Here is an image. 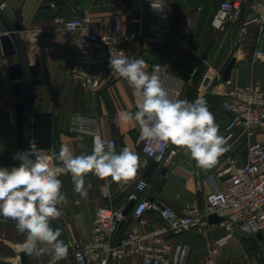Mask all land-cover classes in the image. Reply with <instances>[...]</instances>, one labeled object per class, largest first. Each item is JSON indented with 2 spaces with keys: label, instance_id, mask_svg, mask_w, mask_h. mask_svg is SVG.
Returning a JSON list of instances; mask_svg holds the SVG:
<instances>
[{
  "label": "crops",
  "instance_id": "1",
  "mask_svg": "<svg viewBox=\"0 0 264 264\" xmlns=\"http://www.w3.org/2000/svg\"><path fill=\"white\" fill-rule=\"evenodd\" d=\"M224 0H166L170 13L172 34L170 39L159 46H151L148 37H140L127 44L129 58H142L151 72L153 65L160 66V76L172 72L186 81L180 99L194 101L203 98L219 125V134L227 138L226 126L231 115L225 109L220 90L232 86L258 85L264 89V57H256V52L264 53V28L256 25L243 27V22L252 14L244 7L236 21L228 22L224 29L212 24L213 15ZM132 0H0V14L9 23L19 22L23 27L25 49L28 64L37 68L41 85L38 88L40 105L37 111L53 114L54 148L58 151L62 145L73 150L75 155L91 154L94 137L73 130V115L97 117L99 136L104 140H115L116 150L128 147L136 152L146 165L138 169L135 180L128 184L116 183L107 178L102 180L94 174L85 178L84 195L74 191L71 175L57 172L63 183L62 192L67 197L63 205V216L52 221L53 228L61 229L60 239L70 244L69 253L78 243L86 242L92 233L93 221L101 207L114 211H125L130 204L129 195L136 185L146 179L150 187L146 197L171 207L183 214L189 207L204 209L207 196L225 185L219 173L225 166V160L233 157L240 165L248 162V141L243 130H237L229 139L228 151L221 155L211 169L196 167L195 161L183 149L173 161L164 162L147 157L142 152L145 140L140 138L138 125L132 122H117V113L135 112L138 97L124 80L113 82L106 80L94 91L84 88L70 76L75 45L58 19L65 21L76 15H87L90 25L102 33L112 29L115 16L129 14ZM195 18V36L187 46L181 39L183 23L186 18ZM129 32L132 25L127 26ZM5 31L0 19V33ZM86 31H78V36ZM236 59L231 80L224 83L222 72L226 65ZM18 62L16 58H6L0 45V167L19 166L15 157L20 153L14 104L18 103L9 77V66ZM210 77L208 86L204 85ZM254 142H264V129H256ZM50 158L49 152H44ZM159 166L151 175L146 176L152 164ZM59 163V162H58ZM50 166L57 169L58 164ZM166 168V174L162 170ZM109 185L110 196H104V187ZM133 209V208H132ZM128 214H131V211ZM209 222V220H208ZM15 221L0 217V264H22L24 251L20 244L24 235L17 232ZM164 221L155 213L148 212L144 223L130 219L126 230L137 228L140 231L151 230ZM227 231L219 223H209L205 233L188 230L173 237V244L182 242L188 246L185 264H264V241L259 235H251L236 228L232 238L215 254V242L224 237ZM28 264H48L50 256L34 258L27 255ZM140 256H134L114 264H142ZM58 264H77L72 256L60 260Z\"/></svg>",
  "mask_w": 264,
  "mask_h": 264
},
{
  "label": "built area",
  "instance_id": "2",
  "mask_svg": "<svg viewBox=\"0 0 264 264\" xmlns=\"http://www.w3.org/2000/svg\"><path fill=\"white\" fill-rule=\"evenodd\" d=\"M155 2L162 5L163 11L152 9L151 0H132L128 16L117 14L112 29L107 33L91 26L87 15H76L68 21L58 19L62 28L72 36L70 41L76 47L71 78L82 87L94 91L106 80L126 81L112 72L109 66L111 54L124 51L128 56L127 44L140 37H148L153 47L166 43L171 37L168 4L166 0ZM244 7H248L252 16L243 22V27L256 25L263 29L264 0H224L214 13L212 24L217 29H224L228 22L238 20ZM128 25H132V32L127 30ZM195 27V18H186L181 39L187 46L194 40ZM78 31L86 33L74 35ZM256 57L263 58L264 53L257 51ZM161 79L169 91L180 98L186 81L172 72L164 73ZM223 96L224 107L231 115L225 129L227 138L237 130H243L248 141V162L240 165L235 158H226L225 166L219 173L225 185L207 196L204 209L192 206L180 214L169 206L152 201L146 197L150 183L142 179L129 195L130 202H134L131 214L107 207L99 208L90 238L78 243L67 257L72 256L77 264H114L134 256H140L142 264H185L188 246L182 242L173 244L170 239L188 230L205 233L211 215L221 218L219 224L227 231L224 237L215 242L213 254L232 238L236 228L259 235L264 241V142L253 141L256 129H264V89L255 84L236 85L228 87ZM72 119L74 131L99 136L97 117L75 114ZM142 152L152 159L160 157L157 160L168 165L180 149L172 144L145 140ZM49 153L51 162L58 164V151ZM104 196H110L109 185L104 187ZM148 212L158 215L164 223L148 231L125 229L130 219L144 223V216ZM123 236L125 238L122 239Z\"/></svg>",
  "mask_w": 264,
  "mask_h": 264
},
{
  "label": "clouds",
  "instance_id": "3",
  "mask_svg": "<svg viewBox=\"0 0 264 264\" xmlns=\"http://www.w3.org/2000/svg\"><path fill=\"white\" fill-rule=\"evenodd\" d=\"M151 8L163 11L155 0H151ZM109 66L138 97L137 110L117 113V122L134 121L142 140L183 149L202 169H211L228 151L227 138L219 134V125L207 101L174 96L161 79L159 65H153L149 72L144 59L129 58L120 51L110 55ZM15 159L20 161L19 166L0 167V217L16 222L17 232L25 237L20 247L26 255L50 256L48 264L65 259L70 247L60 239L61 229L52 227V221L63 216V205L67 203L57 172L70 174L74 191L84 195L85 178L90 173L102 180L110 177L113 182L128 184L135 180L138 169L147 164L130 148L117 152L114 141L100 136L94 137L91 154L75 155L70 147L62 145L56 155V170L35 141H30L29 149Z\"/></svg>",
  "mask_w": 264,
  "mask_h": 264
},
{
  "label": "water",
  "instance_id": "4",
  "mask_svg": "<svg viewBox=\"0 0 264 264\" xmlns=\"http://www.w3.org/2000/svg\"><path fill=\"white\" fill-rule=\"evenodd\" d=\"M0 19L5 27V31L0 35L3 55L6 58L18 59V62L9 66L8 72L10 80L13 82L15 97L23 99V101L14 104L20 153L29 149L30 141H35L37 146L44 152L52 151L54 148L53 114L36 110L40 105L38 88L42 80L39 77L37 68L28 64V54L21 38L23 27L19 22L9 23L2 14H0ZM235 64L236 59H232L224 68L222 72L224 83L230 82ZM210 80V77L207 76L204 85L208 86ZM158 166L159 162L157 161L152 164L146 175L149 177L148 179H150ZM166 172L167 169L164 168L162 173L166 174ZM133 206L134 202H130L124 214H128ZM208 220L209 223L215 224L220 223L221 218L217 215H211ZM22 264H28V258L25 253L22 254Z\"/></svg>",
  "mask_w": 264,
  "mask_h": 264
},
{
  "label": "rangeland",
  "instance_id": "5",
  "mask_svg": "<svg viewBox=\"0 0 264 264\" xmlns=\"http://www.w3.org/2000/svg\"><path fill=\"white\" fill-rule=\"evenodd\" d=\"M7 63L6 64H13V63H11V62H9V61H7V60H5ZM223 92H224V90L222 89V90H220V96H217L218 97V99L220 100V101H223V105H224V101H225V97L223 96ZM18 102H21V101H23V99H19V100H17ZM45 155H46V153H44Z\"/></svg>",
  "mask_w": 264,
  "mask_h": 264
}]
</instances>
